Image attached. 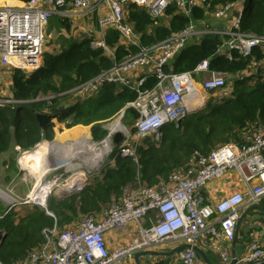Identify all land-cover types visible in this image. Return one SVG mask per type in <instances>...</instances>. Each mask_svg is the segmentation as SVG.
Masks as SVG:
<instances>
[{
    "label": "built area",
    "instance_id": "built-area-1",
    "mask_svg": "<svg viewBox=\"0 0 264 264\" xmlns=\"http://www.w3.org/2000/svg\"><path fill=\"white\" fill-rule=\"evenodd\" d=\"M12 1L0 0V106L26 102L14 97L9 84L16 68L30 73L43 63L46 45L54 35L53 31L46 34L45 28L54 13L70 15V7L85 15L97 16L98 30H90L89 36H86L91 39L93 47H103L114 56L106 41L109 29L118 30L123 43L135 44L139 40V35L128 20L126 8L129 4L135 3L146 8L152 17L162 18L173 4L190 14L193 6L204 4L206 0H189V10L186 9L184 0ZM244 1L247 4L248 0ZM231 8L232 4L224 5L213 13L216 18H228L227 26L199 29L196 24H191L180 33L144 48L92 79L80 83L69 91V98L61 105L83 103L97 96L108 84L136 91V100L127 103L125 112L122 114L120 111L117 118L105 126L106 137L100 142L89 139L97 144L107 141L111 143L115 133L122 130L124 138L116 147L118 153L138 160V150L144 145L145 138L151 137L159 141L167 124L172 122L177 125L178 120L183 121L191 112L200 110L197 106L201 107L203 101L200 100L195 106L189 102L191 97H196L199 88L207 92H218L228 84L229 74L212 70L209 60L202 61L194 71H175V61L187 47L199 43L201 37L208 33L222 36L223 43L219 52L230 59L234 58V51L241 57L249 58L253 56L256 46H264V36L241 30L243 13L230 19ZM260 65L261 61L254 59L245 71L257 69ZM152 73L158 81L153 87L145 88ZM196 75L200 77L199 80ZM63 94L48 97L39 95L33 100H51ZM128 108L136 109L139 114L134 122L135 132L124 123H121L123 128H112L116 120L121 119L122 122ZM71 121L72 117L57 125L65 129ZM106 161L100 166L99 172ZM113 162L114 160L110 161ZM230 171L238 174L245 184V190L232 191L220 200L210 202L205 195L207 184L224 177ZM83 175V181H86L93 178L94 172L87 175L84 169ZM255 180L257 183H253ZM51 192L44 202L34 204L42 206L53 215L48 206ZM28 197L17 199L0 189V198L7 206L5 212L0 213V220L12 211L18 200L24 204L31 203ZM263 198L264 127H257L250 134L244 135L241 142L220 145L207 155L196 152L187 167L177 170L169 182L149 186L138 180L134 185H128L123 197L103 213L101 220L95 216H87L75 228L60 229L57 224L52 228H45V242L13 264H122L141 250L157 248L169 242L188 244L178 252L179 264H199L196 247H199V238L203 235L210 239L205 245L220 253L223 262L229 264L232 257L223 252V242L231 243L234 240L243 208L260 202ZM146 216L151 217L150 224L145 226L142 220ZM131 226V241L110 250L107 234L111 231L126 232ZM0 235L4 236L5 230ZM248 247L249 253L240 262L264 264V240L251 239ZM0 264L6 263L0 261Z\"/></svg>",
    "mask_w": 264,
    "mask_h": 264
},
{
    "label": "trees",
    "instance_id": "trees-1",
    "mask_svg": "<svg viewBox=\"0 0 264 264\" xmlns=\"http://www.w3.org/2000/svg\"><path fill=\"white\" fill-rule=\"evenodd\" d=\"M27 1L14 0L15 3ZM237 1L206 0L204 4L193 6L190 14L173 4L167 11V22L152 17L146 8L131 3L127 8L128 20L139 35L137 43H123L120 32L111 28L106 34V41L114 56L103 47H93L91 39L86 36L82 39H67V43L62 40L63 50L59 53L46 51L41 66L30 73L16 68L11 90L17 100L26 102L0 106V155L9 150L13 140L24 150L31 149L43 139L53 140V127L49 125L42 130L37 114L56 111L69 98L72 88L112 68L130 55L180 33L191 24L207 20L208 15L219 7ZM241 30L264 36V0H248L242 14ZM200 40L187 47L177 58L175 71H194L202 61L209 60L212 70L238 75L254 59L264 60V46H256L253 56L249 58L241 57L234 51V58L230 59L219 52L223 43L220 34L208 33ZM68 43L70 46L66 47ZM196 78L200 79L197 75ZM157 81L158 78L152 73L144 87L151 88ZM235 82L239 85L243 80L235 79ZM60 93L64 94L51 100H33L39 95L48 97ZM136 98V91L108 84L94 98L83 104H73L61 117L64 120L72 117L67 128L91 124L94 141L100 142L107 135L105 120ZM129 110V122L134 121L139 114L134 108H128L127 112ZM257 127H264V80H260L250 90L225 98L215 107L206 106V109L191 112L179 126L172 122L167 124L159 141L145 138L144 145L138 150V160L119 154L118 148L114 149L100 170L101 176L89 179L79 192L49 199L48 206L53 215L39 205H35L24 216L12 213L6 223L4 242L0 244V261L13 264L22 260L31 250L45 242V228H52L55 224L60 229L75 228L84 217L97 218L123 197L128 185H134L138 180L149 186L169 182L177 170L187 167L196 152L207 155L220 145L241 142L244 135ZM59 135L61 138L63 134ZM111 160L114 162L110 163ZM1 203L0 208L3 207ZM260 203L264 206V198ZM155 264L167 262L162 260Z\"/></svg>",
    "mask_w": 264,
    "mask_h": 264
},
{
    "label": "rangeland",
    "instance_id": "rangeland-1",
    "mask_svg": "<svg viewBox=\"0 0 264 264\" xmlns=\"http://www.w3.org/2000/svg\"><path fill=\"white\" fill-rule=\"evenodd\" d=\"M251 2H252V0H251ZM248 8H249L248 12H250V10H251V4L250 3L248 5ZM73 16H77V19L73 20V19L67 18L64 21V25L62 24V15L60 13H54L49 18V22L45 28V32H46V34H49L53 31L54 35H53V38L50 39V41L46 45L45 51H48L51 53H59L64 48V46H62V40L65 38L66 39H69V38L70 39L71 38L76 39V37H74V35H76L78 38L80 30L82 31V36L81 37L79 36L80 39L86 37L83 34H87L89 36V32L85 30L84 24H87L88 21H92L93 20L92 17H94V16H88V15H85L83 13H80V15H73ZM167 20H168L167 14L161 18L162 22H167ZM68 46H70L69 43L66 45V47H68ZM234 77L228 76V81H231V82H233V84H235L236 82L234 80ZM240 79H242V77H240ZM253 86H254V84L252 83V81H249V80L245 81L239 87L237 86L236 89L233 90L234 94L232 96H234L236 93H238L240 91L250 90V89H252ZM197 91H198L197 95L195 94L196 97L195 96L191 97L189 102H190V104H193L195 106V105H198V102L200 100L203 101V105L201 107L197 106V108H199L200 110H201V108L204 109V107L206 109V106L208 108L215 107V106L219 105L220 103H222V101L225 99L224 98L219 102L218 100H215L214 97H212V99H211L209 97V95L205 94L206 95L205 96L203 94V92H202V94H200V92H201L200 88ZM232 96H229V97H232ZM88 100H90V99H88ZM88 100H86L85 102H87ZM85 102H83V103H85ZM83 103H81V104H83ZM118 113L113 115L111 118L105 120L104 126H106L108 123L110 124V122H112V120H115L114 118H117L116 116ZM129 114H130V110L128 112L126 111L125 116L122 118L123 119L122 123L126 124L127 126H130L132 132H135V130L133 129L135 120L129 122V119H128ZM69 118L70 117H68L67 119H69ZM63 120L64 119L62 117H60L56 123H53L50 126H52L53 127L52 129L55 130V128H56L55 125L62 122ZM68 128H66V129H68ZM89 128H91V124L90 125H83L82 124V126H79V127L76 126L72 129L66 131V134H69L73 138L71 137V138L63 141L61 144L72 142L71 144H68V145H60V144H58L59 143L58 141L54 142L53 144H50L49 142L42 143V146L46 149V152L49 149L51 151H53L55 149V151L52 155V159H48V161H47V163L50 164V166H52V169H49L50 168L49 167L47 169V171H49V172H47L43 177H39V175L37 173L32 172L31 169H29L28 167L25 166L26 160L29 157V155L27 154L28 151L23 154L22 150H18V148H16V146H13V148L9 152L3 154L0 158V189H1V191L5 194H9V195L14 196L17 199H20L17 196V194H15L17 191H19V192L29 191V195H30L31 192H34L39 187H42L44 184L50 182V180H52V179H56L59 185H62V186L68 185L69 180L71 181L75 177L74 176L75 170H72V167H71L72 165L80 166V165H83L84 163L85 164L88 163L89 164L88 168H85L87 175L89 174V172H94L95 170H98L97 167L102 165L104 163V161L108 160L109 156L111 155V153L113 151L109 150L110 149V143L108 141L104 142V143H99V144L92 142L91 140H94V138L91 135V133L88 132ZM116 128H120V125L116 126ZM85 129L87 130V133L85 132ZM63 136L64 135H62V137ZM81 136H83V137H81ZM59 137H60V135H59ZM62 137H61V139H62ZM78 140L81 142H79ZM73 141H75V142H73ZM88 141H91L92 146L87 143ZM73 146H78V147L84 146L83 148H85V150L82 149L79 151V153H76L77 151L75 149H73V148L71 149V147H73ZM64 148L68 149L70 154L66 153L63 155L61 151L62 150L64 151ZM58 149H60V150L57 151ZM98 151H101L103 153V162H101V164H97L95 167L91 166L93 163L92 160L94 159V157L96 158V156L92 157L91 155L93 153H95L96 155L99 154ZM57 154H59L60 156H58ZM22 155H23V159H22L23 164H22V160H20ZM66 156H68V157H66ZM8 158H10L12 161H11L10 165L7 166L5 162ZM65 158H66V160H64ZM12 162H14V164H12ZM67 162H70V163H67ZM57 163H59V164H57ZM78 170L84 171V169H81V168H79ZM18 173L20 174L19 177H18ZM236 174H234V176L236 178L235 182H237L239 184L241 182V180H240L238 174L236 177ZM33 175H36L38 178L36 179V177H34ZM78 176H84L83 172L81 175H78ZM59 190L60 189L57 186H55V188L52 189V192H51L52 194L50 195V198L52 196H59V193L61 192V190L60 191ZM0 200L3 201L2 198H0ZM3 203H4V201H3ZM48 203H49V200H48ZM26 205L27 204H24L21 200H18V202L15 203L14 207H19V210H20V209H22L21 206H26ZM28 205L29 206H35L36 204L29 203ZM40 207L42 208V206H40ZM6 209H7V206L4 203L3 207L0 208V213H4ZM13 211H16V209H14ZM11 214L12 213L6 214L5 217L2 220H0V232L4 230V227H6L7 220L11 216ZM142 224L146 226V222L144 220L142 221ZM4 261H5V259H4ZM122 264H126V261L124 260L122 262Z\"/></svg>",
    "mask_w": 264,
    "mask_h": 264
},
{
    "label": "crops",
    "instance_id": "crops-1",
    "mask_svg": "<svg viewBox=\"0 0 264 264\" xmlns=\"http://www.w3.org/2000/svg\"><path fill=\"white\" fill-rule=\"evenodd\" d=\"M249 2H251V0H249ZM245 7H246V1H244V0H239V1L235 2V3H233L232 4V8L229 11L230 19H231V17H234V15L237 16V15H240V14L244 13ZM69 12H70V15H66V14L60 13L62 15V24L63 25H64L65 19L70 18V19L74 20V19H77V16H73V15H80V12H78L75 9L70 8V7H69ZM92 19L93 20L92 21H88L87 24L83 23L84 26H85V30L88 31V32L90 30L96 31L99 28L98 17L94 16V17H92ZM228 23H229L228 18H226V17L225 18L224 17L223 18H216L213 14H210L207 17V20L201 21L199 23L197 22L196 23V27L199 28V29L200 28H205V27H209V28L224 27V26H227ZM83 35L86 36V34H83ZM79 36L80 37L82 36V31L81 30L79 31ZM79 36L77 38V36L74 35V37H76V39H80ZM65 39H63V40L65 41ZM67 41L68 40L66 39L65 43ZM263 63H264V60L261 61V65L257 69L256 68H251V69H249L247 71L243 70L238 75L229 74V77H231V76L234 77L235 76L234 80L235 79H240V77H242V79H240V80H243V82L248 81V80L252 81V83L255 86L260 80H264V64ZM242 83L237 85L236 83L233 84V82L228 81L227 86L224 87L222 90H220L218 92H207V91L201 90L200 94H202V92H203L204 95L205 94L209 95V97L211 99H212V97H214L215 100H218L220 102L222 99H224L226 97H229V96H232L234 94L233 90L236 89L237 86H240ZM9 85L12 86V82H10ZM195 94H196V92H195ZM76 126L77 127L78 126H82V124L75 125V126L70 127L68 129H66V128L63 129L60 126L55 125L56 128L54 130L55 133H54V138L53 139L56 142L58 141L59 142L58 144H60V145L71 144L72 142L71 143L70 142L69 143H65V144H61V143L63 141H65V140H67V139L72 137L69 134H66V131H68V130L76 127ZM88 132L91 133V135H92L91 128H89ZM59 133L64 135L62 137V139L59 138ZM86 133H87V130H86ZM83 136H81V137H83ZM46 141L48 142L50 140L43 139L42 143L46 142ZM73 142H75V141H73ZM13 146H16V148H18V150H22L23 154L25 152H27V151H30L33 148L32 147L29 150H24L19 145L16 144L15 140H13L9 150L4 152V153H2L0 155V158H1V156L3 154L9 152L13 148ZM39 146H42V144H40ZM47 151H49V150H47ZM54 151H55V149L53 151L48 152V153L46 152V154L43 156V159H42V171L46 170L47 167H45V165L46 166H50V164H48L47 161H48V159H52V155H53ZM94 154L95 153H93L91 156L94 157L95 156ZM22 159H23V155H22L20 160H22ZM11 161L12 160L10 158H8L6 160V162H5L6 165L7 166L10 165ZM93 161L94 160H92V162ZM101 162H103V159H102ZM12 164H14V162H12ZM22 164H23V160H22ZM88 166H89L88 163L87 164L84 163V165H80V168L81 169H85V168H88ZM100 166L97 168L98 170L94 171L93 178L102 175V173L99 172ZM234 174H236V172L230 171L224 177H222L220 179L212 180L211 182H209L207 184V186L205 188V195L207 196V198L209 199L210 202H216V201L220 200L226 194L231 193L232 191L245 190L244 182L241 181L239 184L237 182H235L236 178H235ZM19 176H20V174L18 173V177ZM33 176L36 177V179L38 178L36 175H33ZM236 177H237V174H236ZM256 181L257 180L253 181V183H257ZM15 194H17V196L21 198V197L29 195V191H23V192L17 191ZM0 202H1V200H0ZM2 203H3V201H2ZM250 205L251 204L246 205L243 208V211L247 207H249ZM21 207H22V209H20V210H19V207H14L13 210L16 209V211L12 210L11 213H15L16 212L17 215L24 216V215L28 214L30 211H32L33 208H34V206H29L28 204L26 206H21ZM103 216H104L103 213H101L100 215L97 216V219L101 220L103 218ZM150 217L151 216H146L143 219L146 222L147 225L150 224ZM81 221H79L77 226L80 225ZM4 230H5V227H4ZM132 237H133V228H132V226L126 232H124V231H111V232H109L107 234L108 247H109L110 250H114L115 248H117L119 246L128 244L131 241ZM199 239H200L199 240V247L206 252L208 258L210 256V258H209L210 263H209L208 261L205 260V258L201 254H199V264H215V263L226 264V263L223 262V256L220 253L219 254L216 253L211 248H209V247H207L205 245V243L210 242L209 241L210 239H209V237L207 235H203ZM251 239L264 240V212H262L260 210L251 211L244 218V220L242 221V223H241V225L239 227V234H238V239H237V243H236V247H235V250H236L237 255H238V261H239V263H237V264H242L240 262V260L243 257L247 256V254L249 253L248 241H250ZM180 243L179 242H169V243L164 244V246H159L157 248H152V250L162 251V252L163 251H171L174 248H176ZM223 246H224L223 247L224 248L223 252L232 257L233 251H234L233 241L231 243L225 241V242H223ZM162 260H165L167 262V264H179L180 263V261H179V253L176 252L175 254H173L171 256L150 255V256H148L146 258H143L142 259V263L143 264H155L156 262L162 261ZM125 261H126V264H137L135 259H134V256L132 258H127Z\"/></svg>",
    "mask_w": 264,
    "mask_h": 264
},
{
    "label": "water",
    "instance_id": "water-1",
    "mask_svg": "<svg viewBox=\"0 0 264 264\" xmlns=\"http://www.w3.org/2000/svg\"><path fill=\"white\" fill-rule=\"evenodd\" d=\"M184 1H185L186 9L189 10L190 9V1L189 0H184ZM72 106H73L72 104L67 103V104H64V105H61L60 107H58L57 110L54 112H48V113L43 112V113L37 114V121H38L41 129L43 130L45 127H47L53 123H56L57 120L64 114V112L66 110H68L69 108H71ZM126 107H127V105L121 109L122 114H123V112H125ZM119 121H120V123H122L121 119ZM181 123H182V120L177 121L178 126L181 125ZM123 138H124V133L122 132V130H118L115 133V135L113 136L112 142L110 143V151H113L122 142ZM48 142L50 144H53L56 141L53 139V140H50ZM41 143H42V141L39 142L38 144H36L31 150H35ZM49 169H52V166H50ZM87 182H88V179H86V181H83L82 184L78 187L64 189L63 191H61L59 193V198H63L67 193L69 194V193H73V192H79L85 186V184ZM253 210H260V211L264 212V206H262L260 202H255V203L251 204L249 207H247L242 212V214H241V216L237 222L235 238L233 240L234 251H233V255H232V260L229 264H236L238 261V255H237V252L235 250V247H236V243H237V239H238L239 227H240L242 221L244 220V218ZM3 242H4V236L0 235V244H2ZM187 246H188V244H181L171 251H163V252L152 250V249L141 250L134 255V259H135L137 264H143L142 259L146 258L150 255L171 256V255L175 254L176 252H179L180 250L186 248ZM196 250L199 254H201L205 258L206 261H208L210 263L209 258L207 257V254L204 250H202L199 247H196ZM215 264H221V263H215Z\"/></svg>",
    "mask_w": 264,
    "mask_h": 264
},
{
    "label": "bare ground",
    "instance_id": "bare-ground-1",
    "mask_svg": "<svg viewBox=\"0 0 264 264\" xmlns=\"http://www.w3.org/2000/svg\"><path fill=\"white\" fill-rule=\"evenodd\" d=\"M10 1L12 2V0H10ZM119 125H120V128H123L120 121L116 120L115 123L112 124V128H116V126H119ZM117 129H119V128H117ZM79 142H81V141H79ZM87 143L92 146L91 141H88ZM83 147L73 146V147H71V149L73 148L77 151L76 153H79L80 150H82V149L85 150V148H83ZM59 150L60 149H58L57 151H59ZM50 151L51 150L49 149V151H47V153ZM64 151L63 150L61 151L63 155L66 153L70 154L68 149L64 148ZM45 153H46V149L43 146H38L35 150H30L27 152L29 157L26 160L25 166L28 167L29 169H31L32 172L37 173L39 175V177H43L47 172H49V171H47V169L50 166H46V165H45V167H47L46 170L42 171V159H43V156L45 155ZM98 153L99 154H97V155L94 154L96 156V159L94 157V159H93L94 161H93L91 166L95 167L97 164L101 163V161L103 159V153L101 151H98ZM57 155L60 156L59 154H57ZM66 157H68V156H66ZM64 160H66V158ZM67 163H70V162H67ZM57 164H59V163H57ZM71 167H72V170H75L74 171L75 177L73 178V180H71V181L69 180L68 185H64V186L59 185L56 179H52V180H50V182L44 184L42 187H39L37 190H35V192H31L29 197H28L29 201L31 203L38 202V201L44 202L46 196L49 194V192H51V190L53 188H55V186H57L61 191H63L64 189L74 188V187L80 186L84 180V176H78V175H81L83 171L78 170L80 168V166H78V165H72Z\"/></svg>",
    "mask_w": 264,
    "mask_h": 264
}]
</instances>
